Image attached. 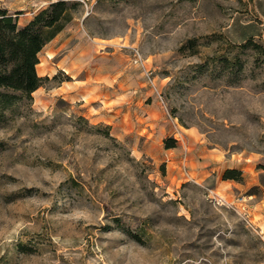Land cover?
<instances>
[{
  "label": "rangeland",
  "instance_id": "rangeland-1",
  "mask_svg": "<svg viewBox=\"0 0 264 264\" xmlns=\"http://www.w3.org/2000/svg\"><path fill=\"white\" fill-rule=\"evenodd\" d=\"M70 1L0 104V264H264V0Z\"/></svg>",
  "mask_w": 264,
  "mask_h": 264
},
{
  "label": "trees",
  "instance_id": "trees-1",
  "mask_svg": "<svg viewBox=\"0 0 264 264\" xmlns=\"http://www.w3.org/2000/svg\"><path fill=\"white\" fill-rule=\"evenodd\" d=\"M78 6V2L70 0L49 2L21 27L16 16L0 8V104L9 106L19 99H31L42 83L36 73L39 53L72 20ZM247 40L243 46L253 44ZM164 145L174 147L175 141L165 139ZM239 173L226 170L223 180H238Z\"/></svg>",
  "mask_w": 264,
  "mask_h": 264
},
{
  "label": "crops",
  "instance_id": "crops-1",
  "mask_svg": "<svg viewBox=\"0 0 264 264\" xmlns=\"http://www.w3.org/2000/svg\"><path fill=\"white\" fill-rule=\"evenodd\" d=\"M199 155H200V157L203 158L202 160H204V162H208L209 160L217 158L216 153L210 149L201 150ZM202 173H203L202 175H204V177L209 174V172L206 170L203 171ZM231 185L232 184L229 181L220 180L219 183H217V188H221L222 190H224Z\"/></svg>",
  "mask_w": 264,
  "mask_h": 264
},
{
  "label": "built area",
  "instance_id": "built-area-1",
  "mask_svg": "<svg viewBox=\"0 0 264 264\" xmlns=\"http://www.w3.org/2000/svg\"><path fill=\"white\" fill-rule=\"evenodd\" d=\"M134 62L135 63H139V64H143L142 59L138 56H134ZM212 199L215 200L217 203H221V204H226L225 200L222 199L221 197H219L218 195H213ZM237 201H242V198H237Z\"/></svg>",
  "mask_w": 264,
  "mask_h": 264
},
{
  "label": "bare ground",
  "instance_id": "bare-ground-1",
  "mask_svg": "<svg viewBox=\"0 0 264 264\" xmlns=\"http://www.w3.org/2000/svg\"><path fill=\"white\" fill-rule=\"evenodd\" d=\"M37 70V69H36ZM40 75V74H39Z\"/></svg>",
  "mask_w": 264,
  "mask_h": 264
}]
</instances>
